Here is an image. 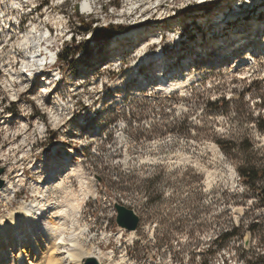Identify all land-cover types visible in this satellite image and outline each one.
Returning <instances> with one entry per match:
<instances>
[{"label": "rangeland", "instance_id": "1", "mask_svg": "<svg viewBox=\"0 0 264 264\" xmlns=\"http://www.w3.org/2000/svg\"><path fill=\"white\" fill-rule=\"evenodd\" d=\"M24 1L0 0V17L5 19L0 22V38L7 39L0 44V59L11 61L14 74L20 75L27 54L19 42L36 26L35 34L46 33L40 41L45 51L48 46L57 53L67 46L73 52L72 38L86 42L85 52L74 53L72 66L63 63L70 80L84 75L102 80L93 92L72 96L75 105H70L66 89L56 91L48 85L40 91V81L51 77L58 62L36 80L25 76L23 83L13 80L17 96L2 80L9 75L0 69V147L7 149L5 154L0 151L1 178L4 185L7 179L15 184L9 197L0 195V219L35 199L70 213V191L82 196L81 184L70 170L58 171L70 190L51 186L42 198L37 182L53 173L72 145L86 144L73 160L81 163L90 192L75 218L88 229L84 243L112 251L113 264H264V131L258 125L264 119V52L259 50L264 0ZM85 2L92 7L84 9ZM80 16L92 26L122 24L127 28L119 33L128 32L118 46H109L104 38L94 41L89 34L72 37ZM156 31L165 33L155 39L151 34ZM231 46L224 58V50ZM251 46L259 52L250 51ZM161 47L171 68L184 67L189 60L188 69L179 70L178 77L190 72L200 73V79L174 94L141 90L137 81L127 82L125 88L112 85L126 76L134 58ZM28 48L32 51V44ZM117 50L127 59L120 70L109 60ZM248 53L255 55V63L236 70L235 63ZM217 61L223 64L219 67ZM150 69L141 72L150 76ZM106 75L112 81L105 86ZM58 92L66 98L68 112L66 108L65 113L52 115L49 109H56ZM8 115L12 121L4 125ZM81 115L86 116L82 127ZM54 144L59 153L49 155ZM34 158L42 169L29 168ZM252 166L261 176L249 184L242 170ZM19 178L24 179L22 184ZM116 202L140 216L136 230L118 226ZM230 231L231 236L222 238ZM109 262L103 259V264Z\"/></svg>", "mask_w": 264, "mask_h": 264}, {"label": "bare ground", "instance_id": "2", "mask_svg": "<svg viewBox=\"0 0 264 264\" xmlns=\"http://www.w3.org/2000/svg\"><path fill=\"white\" fill-rule=\"evenodd\" d=\"M91 7H92L91 2L83 3L84 9H89ZM221 17L222 16H220V18ZM244 18L245 20L247 19L246 16H244ZM238 20L240 22V19ZM2 21H5L4 17H0V22ZM7 22L5 23L7 24ZM92 27L95 28L97 26L94 25ZM7 28L9 27H6V29ZM17 29L19 31L20 27H18ZM33 29H36V26L35 27L33 26L30 33L24 34L23 39L21 40V42H19L20 45L25 44L24 49H27L26 60H22V66H20L19 68L20 70L17 69L20 75L14 74L13 64L11 63V61L0 59V69H2L3 71H6L7 74L10 76V78L9 76L8 77L5 76L2 80L5 81V84L8 85L10 90L12 89L13 91L12 94L17 96L16 94H14L15 87H14L13 80L16 79L19 82L23 83L24 82L22 81L24 80L22 79L23 76H25V78L31 77L29 78L30 80H32L33 79L32 77H34V80H36L37 76H40L43 74L45 75V70L47 67L56 66L57 62H58V66L54 68L53 73H51L50 75L51 77H48V78L44 77L40 81V83H42L40 84L41 92H45L50 85L55 86V90L58 88L59 89L62 88L64 90L66 89L67 93L70 96L69 98L70 101L68 100L66 102L67 103L70 102L71 103L70 105L72 104L75 105V103L71 101L75 95L77 96L78 94L84 93L86 91L93 92L94 89L96 88L95 84L98 82L99 79L102 80V78L99 76L95 77L94 75L90 77L87 75H84L82 77L76 78L75 81L70 80L66 73V70L68 69V67H66L67 69H65L63 63H65L66 66H72L74 64V61H73L74 55H70L67 59L60 60L59 56L63 52L54 53L51 50V48L48 49V46L46 47L47 51H45L44 49H41L40 47L42 43H40V41L45 39L46 33L42 31L40 34L38 33L35 34ZM88 32H93V30L91 29ZM126 32L114 34V35H111L110 37L107 36L103 40H108L109 46H118L119 41L121 40V37L125 36L127 34ZM137 32H138L137 30L134 31V33H137ZM163 32L156 31L153 34H151V37H156L155 39H157V35L159 34L161 36ZM84 34H89L88 38H91L92 36L94 41L99 42V39H96L95 38L96 36L94 37V34L92 33H84ZM3 35H5V33ZM74 35H77V34H72V37ZM241 37L242 36H236L234 39H240ZM32 38L37 41H34L33 43ZM160 38H162V36ZM3 41H7V39L0 38V44ZM71 41H72L71 44L75 43V46H78V45L84 46L86 43L85 41L84 43L83 41H80L78 39H73V38ZM29 44H32V49H33L32 51L31 49L28 48ZM237 46H239V44H237L235 47ZM64 48H67V46H65ZM140 48H142L141 50H143L145 46L141 45ZM233 48L234 46H231L228 50H224L223 57L225 58L226 56H229V52ZM250 48H251L250 51L259 52L255 46H251ZM259 50L261 52H264V40H263V46L262 48L260 47ZM79 52L82 53V52H85V50L78 51V53ZM118 52H120V50L115 51L114 55L110 57L109 60L113 62L114 67H117L120 70L123 64H127L126 63L127 59L125 58L126 56L123 55L124 53L118 54ZM166 59L167 58L165 56L164 50L158 51L156 53L144 54L141 57L137 56L136 58L132 60L131 69L127 72L126 76L122 78L121 80H116L115 82H113L114 84L112 85L115 88H125L127 87V82L137 81L141 85V88H140L141 90H146L152 93L174 94V93H177L178 91L180 92L182 91L183 93L184 91H186V89L191 87L193 83H195L196 81H198V79H200L201 77L200 73L199 74L197 73L190 74V72H188L187 74L182 73L183 70L188 69L186 68V66L188 67L189 60H186L184 62V63L187 62V64L184 67L170 68V64L172 61L171 60L168 61ZM255 61H256L255 55H252V53H248L247 55L244 56V58L239 59V62L237 61L235 63V69L237 70V69L249 68V66L252 63H255ZM242 62H247V63L242 64ZM215 64L219 65L220 67L221 64L223 63L221 61L220 62L217 61ZM38 65H41V67H39V70L36 72L34 71V69ZM146 66L152 67V70L151 69L149 70L151 71L150 76H147L141 72L142 70L145 69ZM109 67H110L109 65L108 67L106 66V69H108ZM183 68H186V69H183ZM179 70L182 72L180 73L181 76L178 77L177 72L179 73ZM104 79H105L104 82L106 83L105 86L107 85L108 81L110 80L112 81V79H106V76L104 77ZM99 90H101V88ZM59 91H61V89ZM55 95H56L55 103H58V104L54 106L56 107V109L55 108L51 110L49 109L50 111L49 113H52V115H60L63 111L65 113V110L67 108L66 103L63 101V99L65 100L66 98L62 99L60 97L59 92L56 93ZM119 97L121 98V96H118V98ZM87 102L88 100L87 101L85 100L84 103L88 105ZM83 105H84L83 103L79 102V107H83ZM68 108H67V112H68ZM179 110H183V106H179ZM58 117L60 118V116H55L54 119L57 120ZM84 118H86V116L81 115L80 121L78 122V125H80L81 127L86 125V121H84ZM11 121H12V116L8 115L7 119L3 121V124L6 125V123H11ZM39 128L41 132L42 131L44 132V130L41 129L42 127L40 124H39ZM120 137L121 139L122 137H124V134L122 132L120 133ZM86 146H87L86 144L77 145V147L72 145L71 150L69 151V155L66 152L64 153L65 155L61 158L62 161L56 164V167L53 169V173L48 174L45 180L41 179L42 182L41 181L37 182V184H39L37 188L39 189L42 188V191H40L42 192V195L41 196L39 195V197H42V198L44 196L43 193L45 191L50 190L51 186L53 188L58 187L59 189L70 190V188L65 187L66 185L65 179L63 178L62 173L58 172L61 168H64V171L70 170L72 175L75 176L79 180V183L81 184V187H82L81 188L82 196H79L76 193L70 191V194H71L70 198L73 201V203L70 205L71 212L68 213L67 212L68 210L66 211L65 209H58L59 205L57 206V204H54L53 207L49 208L46 206V203H43L44 202L43 199L42 200H37V199L32 200L29 203V205H27L26 201H24V204L21 206L20 210H14L13 212L9 214V216L6 219H0V264H84L85 259L91 256L96 257L100 264H103V259L105 258L110 261L109 264H113L112 263L113 261L112 251H104L101 248H97L93 245H89V244L87 245L84 243V240H85L84 233L87 232L88 229L85 227H82L80 224V220L75 218V217H78L79 215V212L81 209V202L83 198L87 196L90 192V189L86 188L89 183H88L87 178L83 175L81 163H74V160H73L74 157L77 155V152L79 150L82 151L84 147ZM6 150H1V147H0V151L4 152V154L6 153ZM47 152L49 153V155L50 154L53 156L57 155V153H59L58 145L54 144L52 147H50L47 150ZM34 160H36V158H34L33 161L31 160L29 162V165H28L29 168L34 167V168L42 169L43 165L36 164ZM23 181H24L23 178H19V182L21 184L23 183ZM12 192H15V184L13 185V183L11 182V179H7L6 185L0 188V195H3L5 198H7L9 197V195L12 194Z\"/></svg>", "mask_w": 264, "mask_h": 264}, {"label": "trees", "instance_id": "3", "mask_svg": "<svg viewBox=\"0 0 264 264\" xmlns=\"http://www.w3.org/2000/svg\"><path fill=\"white\" fill-rule=\"evenodd\" d=\"M210 5H206L205 8H210ZM80 22L81 24L78 26L79 30L88 32L89 30H93L94 37L96 39H101V38H106L107 36L110 37L111 35L117 34L121 31H123L127 26H124L122 24L118 25H108V28L104 27H92V22H87L85 21L81 16H80ZM95 29V30H94ZM82 46L78 45L75 47L73 53L70 49L65 48L63 53L60 54L59 58L60 60L67 59L70 55H74V53L78 50H80ZM64 52H67L66 54ZM72 53L69 55V53ZM258 125L259 127L264 131V119H259L258 120ZM223 148H226L225 146H222ZM264 174V170L262 171V175ZM242 175L247 179V182L253 183L257 178H259L261 175L257 173V170L252 166V167H247L246 169L242 170ZM233 234V231L226 232L222 235V238H227Z\"/></svg>", "mask_w": 264, "mask_h": 264}, {"label": "water", "instance_id": "4", "mask_svg": "<svg viewBox=\"0 0 264 264\" xmlns=\"http://www.w3.org/2000/svg\"><path fill=\"white\" fill-rule=\"evenodd\" d=\"M55 134L51 137L54 139ZM4 172V168H0V188L5 184V180L1 178V174ZM116 209V222L122 229L133 231L136 230L140 223V216L131 208L124 204L116 202L114 204ZM247 244V243H246ZM84 264H100L96 257H87Z\"/></svg>", "mask_w": 264, "mask_h": 264}, {"label": "built area", "instance_id": "5", "mask_svg": "<svg viewBox=\"0 0 264 264\" xmlns=\"http://www.w3.org/2000/svg\"><path fill=\"white\" fill-rule=\"evenodd\" d=\"M80 22V21H79ZM81 24V22L79 23V25ZM78 25V26H79ZM78 26L76 27V34H78V33H80V34H84V33H92L93 34V32H84V31H81V30H79V28H78ZM107 26V25H106ZM101 27H105V26H101ZM73 34H75V33H73ZM71 46H72V44H71ZM75 46V45H74ZM76 47V46H75ZM85 48L82 46V48H80V50H78V51H83ZM65 50V48H59V50H58V52H63ZM161 50H164L162 47H161V49L159 50V51H161ZM74 51V50H73ZM78 51H76V53L75 54H77L78 53ZM73 53V52H72ZM106 79H112V76H110V75H106Z\"/></svg>", "mask_w": 264, "mask_h": 264}]
</instances>
